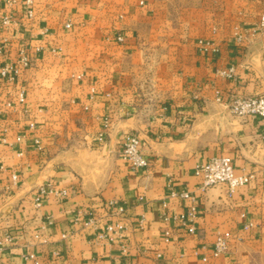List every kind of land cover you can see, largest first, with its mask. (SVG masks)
<instances>
[{"label":"crops","instance_id":"obj_1","mask_svg":"<svg viewBox=\"0 0 264 264\" xmlns=\"http://www.w3.org/2000/svg\"><path fill=\"white\" fill-rule=\"evenodd\" d=\"M23 2L0 0V70L22 50L33 57L14 81L0 74V240L13 238L0 264H255L264 119L236 116L230 103L264 94V34H252L264 0H35L32 18ZM230 66L234 81L219 74ZM129 134L148 167L123 158ZM221 155L255 174L232 196L224 185L202 190L195 174ZM170 185L196 198V233L163 220L193 203ZM119 223L120 236L107 230ZM225 235L229 250L212 256Z\"/></svg>","mask_w":264,"mask_h":264},{"label":"built area","instance_id":"obj_2","mask_svg":"<svg viewBox=\"0 0 264 264\" xmlns=\"http://www.w3.org/2000/svg\"><path fill=\"white\" fill-rule=\"evenodd\" d=\"M9 4L13 3V0H8ZM35 0H24L23 2V12L30 18L34 16L33 13V5ZM3 23L5 25H9L10 18L5 17ZM69 26V25H68ZM252 34H264V12H262L259 16V19L252 30ZM118 41L123 42V36H118ZM243 36H237V40L242 42ZM201 44L210 45L209 42L201 41ZM33 57L32 54L28 50H22L20 52L19 58L15 63H8L5 64L1 70L0 74L3 78L14 81L20 74L22 69L29 68L32 65ZM219 74L225 77L228 80L234 81L236 80V72L233 66H230L224 70H220ZM18 102L22 105L26 103V92L24 90H20L17 95ZM7 108H12L13 104L8 102L6 104ZM230 110L231 112L239 117H261L264 119V94L254 95V96H246V97H239L231 101L230 103ZM1 115V112H0ZM30 128H35L34 123H30ZM104 127L106 130L110 127V120L108 117L104 120ZM102 139H103V135ZM20 140V138H18ZM141 139L139 136L134 134L127 135L125 142H124V150H123V158L129 161L133 168H146L149 165V161L143 156L141 150ZM34 147L38 151L43 150V146L41 140L39 138L34 139ZM21 155V154H20ZM7 171V168L0 164V174ZM195 174L201 178V188L202 190H207L209 188L224 185L227 187L228 194L232 196L235 191L248 184L252 179L255 178L254 173H241L237 174L235 170V165L232 157L228 155H221L210 159L207 163L198 164L195 167ZM12 178L14 181L17 180V175L13 174ZM170 196L172 198H182L184 200L192 201V205L186 213L179 214V215H170L168 213L163 214V220L165 222L174 221L179 222L187 232L194 234L197 231L196 228V219L199 215V208L196 205V198L188 191L178 192L175 190L172 185L169 186ZM48 193H55L58 196H66L67 192L65 190L61 191H53L50 189ZM42 195H46V190H41ZM35 204L37 207L41 204V198L38 195L35 198ZM167 203H164V207H167ZM90 218L88 219L86 225H90L93 223L94 217L93 214H89ZM245 217V215H243ZM141 224L144 223V218L141 220ZM253 227L252 223H246L244 225L245 229H249ZM125 227L122 223L116 224L115 226H109L107 230L109 232H113L116 235L120 236L124 231ZM106 236L105 234H101L98 236L100 239H104ZM12 236L10 234H6L2 240H0V249H2L6 244L12 242ZM165 242H171V232H165ZM230 247L229 243V236H219L214 243V247L212 250V256L219 257L225 254ZM27 259H34L35 255H29L26 257ZM207 260V257L204 258ZM113 264H121L118 262H114ZM122 264H137V263H122Z\"/></svg>","mask_w":264,"mask_h":264},{"label":"rangeland","instance_id":"obj_3","mask_svg":"<svg viewBox=\"0 0 264 264\" xmlns=\"http://www.w3.org/2000/svg\"><path fill=\"white\" fill-rule=\"evenodd\" d=\"M252 96H254V95H252ZM255 264H264V255H262V254L258 255L256 257Z\"/></svg>","mask_w":264,"mask_h":264}]
</instances>
